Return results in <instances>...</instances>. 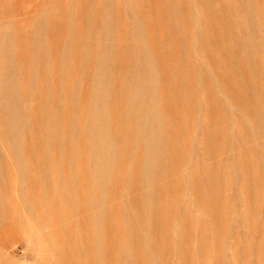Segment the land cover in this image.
<instances>
[{
    "label": "rangeland",
    "instance_id": "374dc122",
    "mask_svg": "<svg viewBox=\"0 0 264 264\" xmlns=\"http://www.w3.org/2000/svg\"><path fill=\"white\" fill-rule=\"evenodd\" d=\"M0 264H264V0H0Z\"/></svg>",
    "mask_w": 264,
    "mask_h": 264
}]
</instances>
